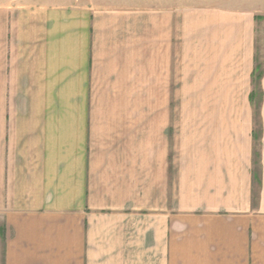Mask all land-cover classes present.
<instances>
[{"label":"crops","instance_id":"obj_1","mask_svg":"<svg viewBox=\"0 0 264 264\" xmlns=\"http://www.w3.org/2000/svg\"><path fill=\"white\" fill-rule=\"evenodd\" d=\"M0 264H264V0H0Z\"/></svg>","mask_w":264,"mask_h":264},{"label":"rangeland","instance_id":"obj_2","mask_svg":"<svg viewBox=\"0 0 264 264\" xmlns=\"http://www.w3.org/2000/svg\"><path fill=\"white\" fill-rule=\"evenodd\" d=\"M196 101V100H188V105L189 106H193L195 105L193 102ZM203 101V100H201ZM205 103V102H204ZM254 104V107H255V112H256V122H260V117L258 115V112H259V108L260 106L262 105V99L258 98V99H255V102H252ZM203 104V102H202ZM180 103H179V100H174V106H179Z\"/></svg>","mask_w":264,"mask_h":264},{"label":"trees","instance_id":"obj_3","mask_svg":"<svg viewBox=\"0 0 264 264\" xmlns=\"http://www.w3.org/2000/svg\"><path fill=\"white\" fill-rule=\"evenodd\" d=\"M257 68H258V70H260V72H261V68H260V66H258ZM256 71H257V70H256ZM260 72H259V74H258V78H259V76H260V74H261ZM255 99H256V98H254V97L252 96L251 101H252V102H255Z\"/></svg>","mask_w":264,"mask_h":264}]
</instances>
